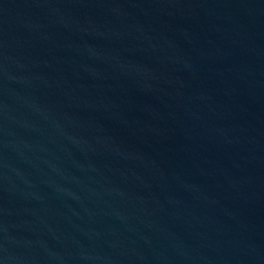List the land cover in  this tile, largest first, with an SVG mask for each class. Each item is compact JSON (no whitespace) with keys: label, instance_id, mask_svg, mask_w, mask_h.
I'll use <instances>...</instances> for the list:
<instances>
[{"label":"water","instance_id":"95a60500","mask_svg":"<svg viewBox=\"0 0 264 264\" xmlns=\"http://www.w3.org/2000/svg\"><path fill=\"white\" fill-rule=\"evenodd\" d=\"M0 264H264V0H0Z\"/></svg>","mask_w":264,"mask_h":264}]
</instances>
